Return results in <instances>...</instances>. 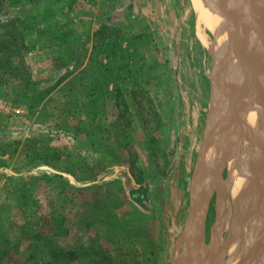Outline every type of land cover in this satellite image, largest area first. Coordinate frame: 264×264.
<instances>
[{
	"label": "rangeland",
	"instance_id": "374dc122",
	"mask_svg": "<svg viewBox=\"0 0 264 264\" xmlns=\"http://www.w3.org/2000/svg\"><path fill=\"white\" fill-rule=\"evenodd\" d=\"M227 1L6 0L31 79L0 87V264H201L197 240L184 263L176 245L214 84L227 79L199 6L232 41ZM207 168L200 185L212 183ZM218 195L200 213L204 263L221 209L223 239L238 212Z\"/></svg>",
	"mask_w": 264,
	"mask_h": 264
},
{
	"label": "water",
	"instance_id": "95a60500",
	"mask_svg": "<svg viewBox=\"0 0 264 264\" xmlns=\"http://www.w3.org/2000/svg\"><path fill=\"white\" fill-rule=\"evenodd\" d=\"M258 0H249L247 5V11L242 17L243 29H247L249 32H252L258 40L261 42L260 53H254L252 49L246 44L239 36L233 40V43L230 42L229 37L228 41L231 46L227 47V51L223 53L224 63L229 62L228 59L229 52H235L237 49L238 53L235 56L237 58V65L241 72L240 85L239 88L235 91H230L226 93V103L223 109L220 111L216 119L209 121V114L206 117V127L203 134V139L201 141L200 147L198 149L196 163L192 172V180L190 183V203L188 208V215L184 223L183 232L181 237L176 245V253L180 256V259L183 260V263L186 261L188 254L191 250V245L193 240H197L199 243L198 253L201 264H223L224 253L228 249L231 237L233 236L234 225H237L240 221H245L246 215L237 212L230 223V228L228 231V236L226 239L222 238L223 225H224V209H221V213L218 218V223L215 229V234L211 237L210 244L208 245L213 251V258L211 263H204V250L207 247L203 242L204 229L203 224H205V217L200 219L201 210L208 206L212 196L215 194L217 197L220 187L224 180L222 179L223 171L228 165L229 161L235 156L238 155L240 150L244 147L245 143L254 142V137L248 132L245 125V115L250 107L254 108L256 112L264 117V94L262 92V82L264 81V8L261 15L260 22L257 21L254 15V4ZM264 3V0H262ZM225 21V18H223ZM216 34V33H215ZM217 35V34H216ZM229 45V44H228ZM233 54V53H232ZM233 120L231 126L230 122ZM237 131V140L232 136L233 130ZM227 134V141L232 142L233 146L229 144L224 147L222 154L216 159L214 164L208 165L205 163V156L208 149L211 146L217 147L216 141L221 137L225 139ZM236 140V142H235ZM237 153V154H236ZM253 160H262L264 161V151L257 152L253 154ZM203 168H207L210 172V178L212 183H210V189L206 192H202L199 185L200 174ZM228 170V169H227ZM251 177L247 179L250 182L252 193L251 197L244 198L242 201L247 203H256L259 200V190L256 186L255 178L250 169H248ZM229 173V170H228ZM228 178V177H227ZM242 199V198H241ZM224 203V200L222 201ZM241 202V201H240ZM238 199L235 201L236 208ZM224 205V204H223ZM238 211V210H237ZM264 216L261 219L264 221ZM244 219V220H243ZM197 230V231H196ZM182 242L181 251L179 250V244ZM253 246H251L252 248ZM256 246L253 248L255 249ZM250 251L253 250V248ZM262 256H264V243L260 248ZM179 259V257H178ZM178 259L174 258L173 264H179ZM255 262L254 252L251 253L250 260L247 263V260L241 264H253Z\"/></svg>",
	"mask_w": 264,
	"mask_h": 264
},
{
	"label": "bare ground",
	"instance_id": "6f19581e",
	"mask_svg": "<svg viewBox=\"0 0 264 264\" xmlns=\"http://www.w3.org/2000/svg\"><path fill=\"white\" fill-rule=\"evenodd\" d=\"M248 1L249 0H228L227 1L228 9L224 10L223 14H227L229 11L228 14H230V16L228 15V16H226V18L230 17V19H232L234 22H236L235 24H233V28L237 30V36H239L246 44H248L254 53L259 54V49H261L260 48L261 42L258 40V38L252 32L248 31V28L243 29L242 17H244V15L247 11ZM217 8H219V7L217 6ZM263 8H264V3L262 0H258L255 2V4H254V15H255L257 21H259V22L262 18L261 15H262ZM199 11H200L199 12L200 23H202L206 28L215 32L216 34L218 33L219 37L216 35L218 37V39L216 37L217 44L214 45V47L216 46L217 55L222 57L223 53H225V51H227V47L231 46V44H230L231 41L230 42L228 41L229 37H228L227 29L224 28V26L221 22V19L218 16L214 15V13H210L209 10L205 9L202 5L199 6ZM232 23L233 22L230 21V24H232ZM219 32H220V34H219ZM234 32H236V31H234ZM233 37L236 38L235 35ZM215 42H216V40H215ZM210 49H212V48H210ZM213 50H214V48H213ZM237 50H236V52L238 53ZM230 55H231V53H230ZM229 58H230V61L227 63H224L223 69H221V71L223 70L224 73H226L227 81L224 82L221 79H219V77H218V80H221L223 85H224V90L223 91L221 90L222 88H221L220 82L214 84V96L212 97L213 99H212L211 111L209 114V121L212 119H216L217 116L219 115L220 111L225 106L224 95L226 94V92L235 91L239 88V85H240L241 72H240L239 67L237 65V60L234 56H231V57L229 56ZM219 61H220V59H219ZM220 65H221V63H220ZM220 65H219V67H220ZM218 69H220V68H218ZM217 72H216V74H217ZM219 76H221V73ZM214 77H216V76H214ZM260 86H262V85H260ZM223 99H224V101H223ZM232 122H233V120L230 122L229 127L231 126ZM245 125H246L248 132L254 137V142L248 143L249 146L247 148H249V149L247 151L246 150H240V152H239L240 155H237V157L234 159V161H232L231 168H230L231 161H229V163H228V170H229L228 176L230 177V180L228 181L227 185H225L224 187L221 186V188H223L224 191L230 193L231 196H233L234 198L235 197L238 198V196H240L242 194V192L247 191L249 188H250V192L244 193L242 195V197H249V196L251 197V193L253 191L251 189L250 182L247 181V179L250 176L248 169H250V171L252 172L253 175H254V173L257 174L254 178H255L256 186L258 187V190H259V195H260V190L263 189V188H261V186H263V184H264L263 183L264 182V161L261 160V162H259L258 160H253V158H254L253 154H255L257 152L261 153L264 151V117L262 115H260L258 112H256V110L254 108L250 107L248 109V112L245 115ZM232 136L234 138H236V140H237L238 135H237V131L235 129L232 132ZM225 138L227 141V134H226ZM236 140H235V142H236ZM226 141L222 140V142H221V140L220 141L217 140L216 141L217 147L211 146L208 149L207 154L205 156L206 165L209 163V161L213 155L215 156L214 160H216L219 157V155L222 154L223 149L225 148V145L227 146L229 144V148H230V146H233L231 141L228 140L227 144H226ZM221 146L224 148H220ZM255 161H258L259 165H254V166L250 165V163L255 162ZM211 164H213V163H211ZM211 164H209V165H211ZM209 165H208V167H210ZM205 171H207V170H205ZM205 171H204V173H205ZM204 177H205V175H204ZM199 185H200V182H199ZM209 189H210V185H208L207 181L203 182L201 185L202 192H206ZM224 191H221V192H224ZM256 205L258 207L257 208L258 214L260 215V217H262L264 215V214L262 215V210H261V206H262L263 207V213H264V191L263 192L261 191V195L259 197V200L256 202ZM252 208H253L252 203L251 204L243 203L241 205V207L239 208V212L241 214L246 215V217L248 218L246 220V222L244 221L245 223H243V225L245 227H243L244 233L243 232L242 233L244 234L243 236H245L246 244L248 243L249 245L250 244H257L260 240V237H261L260 235L262 233H264V225L260 222V220L258 218L255 217L256 215L252 216L253 209H254V208L253 209ZM253 217H255V218H253ZM239 225H240V223H239ZM235 232H237V231H235ZM234 235L235 234H233V236ZM239 236H241V235H239ZM262 236H263V234H262ZM232 239L233 238H231V240ZM194 242H193V244H194ZM242 243L244 244V242H242ZM263 243H264V241H263ZM240 245H241V243H240ZM194 246L195 245H193L192 247H194ZM229 246H230V244H229ZM245 247H247V246H245ZM247 248H246V250H247ZM242 249L243 248H241L237 243H234L228 248V251H226V252L227 253L229 252V253L237 256V260H238L241 253H242ZM249 250H247V251H249ZM258 250H260V249L258 248ZM256 251H254V253ZM196 253H197V251H196ZM249 253H251V252H249ZM260 255H262L261 252L259 254H257V256H259V257H260ZM258 259H256V260H258ZM249 260H250V258L247 259V263ZM239 261H241V260H238V262ZM244 262H242V263H244ZM262 262L264 264V259L258 261L256 264H262Z\"/></svg>",
	"mask_w": 264,
	"mask_h": 264
},
{
	"label": "trees",
	"instance_id": "16d2710c",
	"mask_svg": "<svg viewBox=\"0 0 264 264\" xmlns=\"http://www.w3.org/2000/svg\"><path fill=\"white\" fill-rule=\"evenodd\" d=\"M17 21L16 17H10L8 14L6 0H0V87L3 89L11 88L19 83L28 85L31 79L24 56L29 47L26 45L25 34ZM98 32L99 30L96 34ZM64 187L75 189L69 182H65ZM145 192L146 189L133 191L131 197L134 201L141 202Z\"/></svg>",
	"mask_w": 264,
	"mask_h": 264
},
{
	"label": "crops",
	"instance_id": "0c3cea01",
	"mask_svg": "<svg viewBox=\"0 0 264 264\" xmlns=\"http://www.w3.org/2000/svg\"><path fill=\"white\" fill-rule=\"evenodd\" d=\"M133 16H132V20H130L129 22L131 23L132 21H134L137 17H136V15L135 14H137L136 13V11H132V13H131ZM73 75H75V73L74 74H72V76ZM205 127H206V119H205V121H204V126H203V129L205 130ZM238 155H240L239 153H238ZM237 157V155L236 156H234L230 161H232L233 159H235ZM257 174H255L254 173V177L256 176ZM249 177H251V175L249 176ZM248 178V177H247ZM200 188H201V186H200ZM222 189V190H221ZM261 189V188H260ZM261 190H263L264 191V188L263 189H261ZM147 191V190H146ZM221 191H224L223 190V188H221L220 187V192ZM248 192H250V188L247 190V191H244V192H242V194L240 195V196H238V198L237 197H235L236 199H238V203H237V206H238V212H239V208L241 207V205L243 204V203H247L246 201L244 202V201H242L244 198H247V197H242V195L244 194V193H248ZM221 193H227V192H221ZM146 193H144V195H145ZM242 198V199H241ZM240 200H241V202H240ZM248 204H250V203H248ZM257 205L255 204V206H254V209H253V213H252V216H255L256 218H258L259 220H260V222L264 225V221L261 219V217H260V215L258 214V210H257ZM255 210V211H254ZM261 210H262V215L264 214L263 213V207L261 206ZM240 213V212H239ZM254 214V215H253ZM264 216V215H263ZM255 217H253V218H255ZM252 218V217H251ZM245 219V222H246V220L248 219L247 217L246 218H244ZM263 221V222H262ZM242 221H240L239 223H240V225H239V223H237V225H234L235 226V228H234V230H233V234H235L234 236H232L231 238H233L231 241H230V246L232 245V244H234V243H237L239 246H240V244L239 243H241V245L243 246H240L241 248H243L242 249V258L240 259L241 261H239L238 263H236V264H241L242 262H244V261H246L248 258H250V256H251V253L252 252H254V251H256L254 254L256 255H254L255 256V263H253V264H256L258 261H260V260H262V259H264V258H262V257H264V256H262V255H260V257L259 256H257V254H259L261 251V247H262V243H263V241H264V233H262L263 234V236H262V234L260 235L261 237H260V240H259V242L257 243V244H246V240H245V236H243L244 234V228L243 227H245L244 225H243V223H245L244 221L241 223ZM242 224V225H241ZM235 231H237V232H235ZM243 232V233H242ZM237 233V234H236ZM240 233V234H239ZM211 234L212 235H214V229H212V231H211ZM237 235V236H236ZM239 235H241V236H239ZM237 237V238H236ZM244 238V239H243ZM237 239V240H236ZM263 240V241H262ZM239 242V243H238ZM242 242H244V244L242 243ZM260 245V246H259ZM229 246V247H230ZM245 246H247V247H245ZM251 246H256L255 247V249L254 250H249L250 248H251ZM228 247V248H229ZM260 249V250H258V248ZM246 248H247V250H249V251H247L246 250ZM251 248V249H252ZM226 251H228V249L226 250ZM225 251V253H224V255H226V252ZM245 251H246V253L247 254H245ZM249 252H251V253H249ZM247 255V256H246ZM259 258V259H258ZM262 258V259H261ZM256 259H258V260H256ZM227 262V261H226ZM226 262L225 263H223V264H226Z\"/></svg>",
	"mask_w": 264,
	"mask_h": 264
}]
</instances>
